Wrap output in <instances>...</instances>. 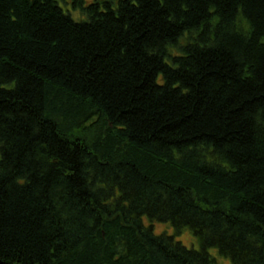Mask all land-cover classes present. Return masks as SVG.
Returning a JSON list of instances; mask_svg holds the SVG:
<instances>
[{
  "label": "trees",
  "instance_id": "obj_1",
  "mask_svg": "<svg viewBox=\"0 0 264 264\" xmlns=\"http://www.w3.org/2000/svg\"><path fill=\"white\" fill-rule=\"evenodd\" d=\"M66 4L0 0V264H264V0Z\"/></svg>",
  "mask_w": 264,
  "mask_h": 264
},
{
  "label": "rangeland",
  "instance_id": "obj_2",
  "mask_svg": "<svg viewBox=\"0 0 264 264\" xmlns=\"http://www.w3.org/2000/svg\"><path fill=\"white\" fill-rule=\"evenodd\" d=\"M85 1L90 2L91 0ZM65 2L67 3V7H69V0H65ZM71 14L73 15V19L77 18L76 15L78 14L76 12H73ZM142 221L145 226H152V231L155 235L166 234L169 236H174L176 241L181 242L187 248H193L195 250L200 249L198 241L192 235V232L188 228H183L179 232H177L170 223L151 222L146 216L142 218ZM207 252L214 259L213 264H231L228 259L221 257L216 249L211 248L208 249Z\"/></svg>",
  "mask_w": 264,
  "mask_h": 264
}]
</instances>
